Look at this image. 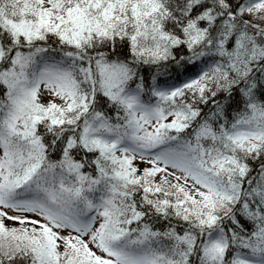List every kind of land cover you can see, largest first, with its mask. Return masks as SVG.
Segmentation results:
<instances>
[{"label":"snow or ice","instance_id":"1","mask_svg":"<svg viewBox=\"0 0 264 264\" xmlns=\"http://www.w3.org/2000/svg\"><path fill=\"white\" fill-rule=\"evenodd\" d=\"M0 264H264V0H0Z\"/></svg>","mask_w":264,"mask_h":264}]
</instances>
